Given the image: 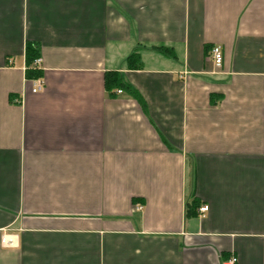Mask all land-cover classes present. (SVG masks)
Wrapping results in <instances>:
<instances>
[{
  "label": "crops",
  "instance_id": "0c3cea01",
  "mask_svg": "<svg viewBox=\"0 0 264 264\" xmlns=\"http://www.w3.org/2000/svg\"><path fill=\"white\" fill-rule=\"evenodd\" d=\"M232 256L264 264V0H0V264Z\"/></svg>",
  "mask_w": 264,
  "mask_h": 264
},
{
  "label": "trees",
  "instance_id": "16d2710c",
  "mask_svg": "<svg viewBox=\"0 0 264 264\" xmlns=\"http://www.w3.org/2000/svg\"><path fill=\"white\" fill-rule=\"evenodd\" d=\"M157 52L161 53L164 56L175 57L174 52L167 47L157 46L154 47ZM38 50L33 47L31 44H26L25 48V58L27 63V68L25 70V77L27 79H35L40 77L41 72L35 68V66H31L33 61L38 58ZM127 67L129 69H137L141 66L139 54L136 50H134L131 54H129L126 58ZM104 87L105 89L111 93L114 89H125L128 91L142 106L144 103L142 102L140 96L137 92L130 88L128 84L124 83L120 73L117 71H107L104 75ZM198 207V200L195 198L191 200L190 203L186 204V215L195 216L196 209Z\"/></svg>",
  "mask_w": 264,
  "mask_h": 264
},
{
  "label": "built area",
  "instance_id": "2783aa9c",
  "mask_svg": "<svg viewBox=\"0 0 264 264\" xmlns=\"http://www.w3.org/2000/svg\"><path fill=\"white\" fill-rule=\"evenodd\" d=\"M210 56L212 58L213 64L215 67H219L222 64V50L220 45L214 44L212 45L211 49H210ZM40 63V59L36 58L33 61V65L34 66H38ZM43 87V82L40 79H35L34 80V86L32 87L31 91L32 92H37L39 90H41ZM117 92H120V90H118ZM142 207L141 205H137L136 209L140 210ZM207 205H201L198 208V212L200 213H204L207 211ZM223 264H237V259L236 257L232 256L230 257L228 260L224 261Z\"/></svg>",
  "mask_w": 264,
  "mask_h": 264
}]
</instances>
